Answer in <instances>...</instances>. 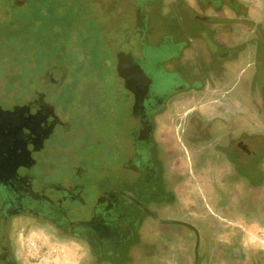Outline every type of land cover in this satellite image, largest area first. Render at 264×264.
I'll return each instance as SVG.
<instances>
[{
  "label": "flooded vegetation",
  "instance_id": "obj_1",
  "mask_svg": "<svg viewBox=\"0 0 264 264\" xmlns=\"http://www.w3.org/2000/svg\"><path fill=\"white\" fill-rule=\"evenodd\" d=\"M40 36L41 72L0 56V264L30 229L67 264H264L230 235L264 227V0H0L4 45ZM61 152L78 181H41Z\"/></svg>",
  "mask_w": 264,
  "mask_h": 264
},
{
  "label": "rangeland",
  "instance_id": "obj_2",
  "mask_svg": "<svg viewBox=\"0 0 264 264\" xmlns=\"http://www.w3.org/2000/svg\"><path fill=\"white\" fill-rule=\"evenodd\" d=\"M30 35V34H29ZM13 36V35H12ZM21 36H26L22 33H19L16 35H14V40H15V44L17 43V41L19 39H21ZM31 38H34V36L31 34L30 35ZM17 40V41H16ZM5 41L7 42L8 40H5V38L1 37L0 38V56L5 54L7 52L8 49L13 48L15 50V55H13L14 58V63H17V65H19V63L23 64V69L22 72L24 71V76L27 75L28 70L35 72V73H39L41 72V70L43 69V63L45 61H48L50 59L53 58V56H50L51 54L46 53L42 50H39V48L42 49V47H48L51 43L50 42H46V38L44 36H40L39 38H36V46L38 49L36 50H32L31 55L29 54L28 56L25 55V51H27V53H29V51L31 50V48L35 45L34 41L31 43L30 46H13L11 45L6 46L3 43H5ZM31 41V40H30ZM43 44H45L46 46H44ZM39 46V47H38ZM7 48V49H6ZM38 50V51H37ZM25 53V54H24ZM2 59L0 58V66L3 64ZM13 61V59L11 60ZM35 62V66L28 67L29 69H25L30 62ZM19 62V63H18ZM37 62V63H36ZM27 65V66H26ZM9 67L10 66H6V69L9 71ZM89 72L90 69H89ZM10 73V71H9ZM86 76H88V74H85ZM23 76V77H24ZM100 85V84H99ZM86 89V86L84 87ZM8 89H11V87H8ZM58 98L63 99L64 98V93L66 92L65 88L62 89H58ZM22 93V92H21ZM18 94V95H17ZM11 95L10 98H13L14 100H17L18 98L21 97V94L19 93H15L14 94H8L6 96ZM205 100L201 99L200 102H204ZM209 101H212V98L209 99ZM61 103H63L62 101H60ZM102 112V111H101ZM109 112V113H108ZM99 113V111L97 112ZM110 111H107L105 113V115H110ZM106 116H103V119H105ZM102 121V119H101ZM100 122V119H91L88 121V125L90 124V126H94L97 127L98 124ZM97 132V131H96ZM96 132H94L93 134H95ZM103 136L106 134V131H104ZM100 136H102L100 134ZM104 144L103 143H99L97 147L92 146V149H88L85 148L84 151L85 153L84 156L83 154H81L83 157H79L81 159H85L86 157H88V155L93 154L95 152H101L103 150ZM82 148L76 149L75 152H73V155L75 156L74 158L76 160L78 159V155L79 153L82 152ZM90 152V154H89ZM88 154V155H87ZM86 156V157H85ZM91 156V155H90ZM47 158L43 159V161L41 163L38 164L37 167H35L32 172H36L37 174H40L41 172H43L40 176L41 181H46L47 178H52V180H58V181H64V178H72L76 181H78V178L75 176L74 172H72L74 170V166H76V160L74 158H72V155H70V153H57V154H52L50 156H46ZM87 159V158H86ZM81 161V160H79ZM88 161V159H87ZM73 181V180H70ZM82 181V180H81ZM93 185H96L95 183ZM214 209V207H213ZM218 210V209H217ZM199 211V209L195 208L194 210ZM201 216H205V211L203 210V208L200 211ZM71 214L76 217V218H82L83 216V209L82 208H73ZM224 214H228L229 216H233L232 212H224ZM207 215V214H206ZM224 217V216H222ZM195 220H197L196 218H193ZM228 219V218H227ZM238 221L242 223V228H236L234 226L233 227V232L230 231V235H232V238H237V237H241V240L244 242V246L247 249H254V248H259L261 249V251L264 252V227H262V225H257L255 223H250L247 222V219L245 221H242L241 218L238 217ZM229 220V219H228ZM236 222V220H234ZM223 224H227L225 222H222ZM33 229H30L28 231L29 235L25 238H23V243L26 244L27 240L30 236V238H37V235L35 233H33L34 231H32ZM38 239V238H37ZM235 240V239H234ZM42 241V240H41ZM38 244V242H37ZM39 246L41 247V254L39 257L36 256L35 250H30L28 251L26 249V245H24V249L23 251L26 253V264H67L66 263V259L67 256L69 254V252H71V250H75V249H79L82 247L81 244L76 243L73 240H68V241H57L56 243H52V242H39ZM29 253V254H28ZM31 255H33V257H31ZM174 264V261H172Z\"/></svg>",
  "mask_w": 264,
  "mask_h": 264
},
{
  "label": "built area",
  "instance_id": "obj_3",
  "mask_svg": "<svg viewBox=\"0 0 264 264\" xmlns=\"http://www.w3.org/2000/svg\"><path fill=\"white\" fill-rule=\"evenodd\" d=\"M26 249L28 251H30L31 249L32 250H35V253H36V256L38 254V249H39V245L37 244V242L34 240V239H30L27 241L26 243Z\"/></svg>",
  "mask_w": 264,
  "mask_h": 264
}]
</instances>
